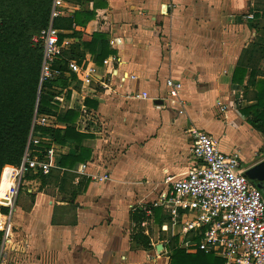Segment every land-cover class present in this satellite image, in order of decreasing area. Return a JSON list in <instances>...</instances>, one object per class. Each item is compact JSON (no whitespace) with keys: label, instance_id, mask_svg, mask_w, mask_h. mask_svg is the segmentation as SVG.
Listing matches in <instances>:
<instances>
[{"label":"crops","instance_id":"crops-1","mask_svg":"<svg viewBox=\"0 0 264 264\" xmlns=\"http://www.w3.org/2000/svg\"><path fill=\"white\" fill-rule=\"evenodd\" d=\"M95 2H101L95 20L64 32L66 50L80 44L95 64L73 36L101 33L115 54L98 66L97 83L71 88L60 109L78 113L74 126L89 136L82 147L92 158L80 165H87L83 174L79 166L56 169L60 178L47 185L23 181L0 264H170L172 217L153 204L168 193L167 177H185L192 166L191 132L211 134L223 152L244 159L264 147V136L237 109L248 104L243 91L253 70L263 69L252 57L260 50L256 40L264 37V0H95L85 7L92 11ZM69 5L64 18L82 8ZM240 63L248 71L236 77ZM169 79L182 83L177 98L169 96ZM234 91L240 92L236 106ZM48 117L45 127L71 126ZM82 118L93 120L81 125ZM53 146L56 159L71 153ZM104 174L110 179L103 183L91 177ZM145 208H163L171 222L159 225ZM138 210L145 218L136 224ZM54 215L65 223L55 225ZM138 233L150 239L149 248L134 240Z\"/></svg>","mask_w":264,"mask_h":264},{"label":"trees","instance_id":"trees-1","mask_svg":"<svg viewBox=\"0 0 264 264\" xmlns=\"http://www.w3.org/2000/svg\"><path fill=\"white\" fill-rule=\"evenodd\" d=\"M94 1L66 0L67 3L80 5L82 8L71 18L56 19L54 27L63 32L72 31L76 26L86 27L97 17L101 2H95L92 11L85 7ZM53 4L54 0H0V181L6 166L22 165L32 134L45 139L41 145L43 152L53 145L71 151L70 154L55 159L57 169L60 171L76 170L92 158V151L82 147V142L89 136L79 133L74 126L78 113L69 110L61 112L57 105H53L62 89L70 86L68 78L41 84L44 50L41 45L34 44L33 39L48 28ZM67 37L61 35L60 43H63ZM73 37L82 40L85 51H89L94 56L97 66H103L105 61L115 54L110 48L107 35L74 32ZM255 46H260V50L254 52L255 59L252 58L257 62L256 64L263 66V69L253 70L249 84L243 91L244 100L248 104L238 106L237 109L247 123L264 136V80H257L258 76L264 77V37L258 38ZM81 49L80 44H74L64 51L63 59L59 62L63 70L66 69L63 65L66 60H74L82 67L90 65ZM247 69L248 66L240 63L235 73L236 77L245 75ZM39 97L41 99L38 106ZM43 116H55L60 122L71 126L61 130L39 125L36 119ZM47 139L49 141H46ZM54 171L57 170L54 169L47 175L38 171H29L23 181L40 179L44 185H47L54 176L56 180L60 178L59 174L54 175ZM9 177L8 169L0 184V201H6ZM79 189L78 192L82 193L86 190V185L84 189L81 187ZM152 211L159 225L171 222L170 216L163 208H153ZM144 218L145 213L140 210L133 216L136 224L141 223ZM53 223L59 225L65 221H58L54 215ZM3 238L4 233L0 231V252ZM134 240L145 248L150 247V239L143 233L135 234ZM170 251V264H226L224 260L202 251L189 253L179 245V237L172 238Z\"/></svg>","mask_w":264,"mask_h":264},{"label":"built area","instance_id":"built-area-1","mask_svg":"<svg viewBox=\"0 0 264 264\" xmlns=\"http://www.w3.org/2000/svg\"><path fill=\"white\" fill-rule=\"evenodd\" d=\"M69 8L66 0H54L48 28L33 39L34 44L41 45L44 50L41 84L62 78L70 81V86L62 89L53 102L60 109L67 106L71 88L79 84L83 88H91L99 78V68L92 62L88 67H82L74 60H66L63 64L65 70L59 64L66 50V42L60 43V36L64 32L56 29L54 22L63 18ZM253 18L246 17L247 20ZM107 66L108 61L105 68ZM102 86L109 88V84L104 82ZM167 87L169 96L174 98L183 88L182 83L173 79L167 81ZM142 97L149 99L146 93ZM49 119L43 116L37 118L36 122L43 126ZM92 120L82 118L81 125ZM88 127H85V131ZM190 135L192 166L185 177H167L168 193L153 206H162L170 213L172 223L169 232L172 238L179 237L181 247L189 253L202 251L224 260L226 264H264V195L245 177L246 162L239 153L223 152L216 138L205 131L194 130ZM43 141L45 139L32 134L22 165L6 166L3 170L2 177L6 170L9 169L10 173L6 201H0V209L10 210L8 215L0 214V231L4 235L10 228V218L24 176L29 171L47 175L57 169L56 148L52 146L43 152ZM86 169L87 165L80 166L79 173H85ZM91 177L101 183L110 179L109 174ZM145 213L149 218L153 216L150 208H145Z\"/></svg>","mask_w":264,"mask_h":264},{"label":"water","instance_id":"water-1","mask_svg":"<svg viewBox=\"0 0 264 264\" xmlns=\"http://www.w3.org/2000/svg\"><path fill=\"white\" fill-rule=\"evenodd\" d=\"M40 99L41 97H39L38 106L40 105ZM244 175L249 181L253 182L264 195V160L254 166L248 167ZM163 249V245L158 247V250L162 251Z\"/></svg>","mask_w":264,"mask_h":264},{"label":"rangeland","instance_id":"rangeland-1","mask_svg":"<svg viewBox=\"0 0 264 264\" xmlns=\"http://www.w3.org/2000/svg\"><path fill=\"white\" fill-rule=\"evenodd\" d=\"M237 94H240V92H237V91L233 92V100H234L233 104H234V106H236L235 96ZM46 124H48V122H46ZM261 142H263V141L261 140ZM263 160H264V147L262 149H260V151L256 152L255 154L253 153V155L249 159H246V158L244 159V162H246L245 167L248 168V167L254 166ZM23 184H24V182L22 181L21 185H20L21 194H23V192H24L23 189L26 188L25 186H23ZM20 198H22V195H20Z\"/></svg>","mask_w":264,"mask_h":264}]
</instances>
